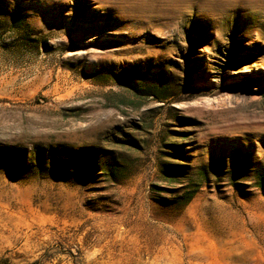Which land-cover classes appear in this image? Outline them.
Returning <instances> with one entry per match:
<instances>
[{
    "label": "rangeland",
    "instance_id": "obj_1",
    "mask_svg": "<svg viewBox=\"0 0 264 264\" xmlns=\"http://www.w3.org/2000/svg\"><path fill=\"white\" fill-rule=\"evenodd\" d=\"M0 264H264V0H0Z\"/></svg>",
    "mask_w": 264,
    "mask_h": 264
}]
</instances>
